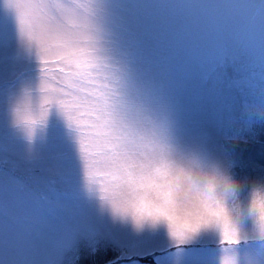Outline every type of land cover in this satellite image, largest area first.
<instances>
[{
    "label": "snow or ice",
    "instance_id": "obj_1",
    "mask_svg": "<svg viewBox=\"0 0 264 264\" xmlns=\"http://www.w3.org/2000/svg\"><path fill=\"white\" fill-rule=\"evenodd\" d=\"M0 8L28 59L0 65V264H79L82 244L114 250L105 264H217L214 250L228 254L218 264H264V130L253 127L264 120V0ZM188 92L201 101L191 111ZM52 120L64 139L37 148ZM165 150L219 159L244 180L174 172L158 163ZM122 189L167 233L114 223L95 193L115 201Z\"/></svg>",
    "mask_w": 264,
    "mask_h": 264
},
{
    "label": "clouds",
    "instance_id": "obj_2",
    "mask_svg": "<svg viewBox=\"0 0 264 264\" xmlns=\"http://www.w3.org/2000/svg\"><path fill=\"white\" fill-rule=\"evenodd\" d=\"M158 163H162L164 167L170 168L174 172L189 173L194 179L207 180L212 183L224 178L229 184L239 187L244 180L243 176L234 173L222 161L211 157L192 158L165 150L163 160ZM256 188L264 190V185H255L254 190ZM95 195L102 211L106 212L114 223L126 226L135 233L145 231L167 233V220L163 216L155 214V210L136 203L135 198L126 190L122 189L115 201L106 198L102 191H97ZM150 212L153 214H148Z\"/></svg>",
    "mask_w": 264,
    "mask_h": 264
},
{
    "label": "rangeland",
    "instance_id": "obj_3",
    "mask_svg": "<svg viewBox=\"0 0 264 264\" xmlns=\"http://www.w3.org/2000/svg\"><path fill=\"white\" fill-rule=\"evenodd\" d=\"M86 2V0H82ZM136 2V0H132ZM144 3L149 4H161V5H194V4H218V3H231L234 0H142ZM2 3V0H0ZM5 13L2 8H0V65H2L5 56H7L8 62L16 65L17 68H23L28 65L27 59V40L18 35L14 25L11 21L5 19ZM35 62V57L33 56V63ZM229 74L232 73V69H228ZM209 85L211 81L208 82ZM226 91V89H225ZM201 101L197 99L194 93L188 92L184 97L185 107L191 111L193 108L199 105ZM210 102V101H207ZM39 98L36 99V106L34 108V114L38 116L39 114ZM3 122V106L0 104V123ZM256 130H264V120L253 125ZM19 135L23 137V132ZM65 137V128L63 124L58 120H52L47 127L40 126L36 130L35 144L37 148H40L46 144L52 142H59ZM20 143L26 144V140L23 138ZM248 154L246 153L245 156ZM264 163V160L259 161ZM214 259L218 261L220 258L227 256V253L220 252L219 250H214ZM116 255L114 250L109 249L105 251L101 248L95 254H91L86 246L83 244L80 248V261L79 264H105V261ZM144 264V263H141Z\"/></svg>",
    "mask_w": 264,
    "mask_h": 264
}]
</instances>
